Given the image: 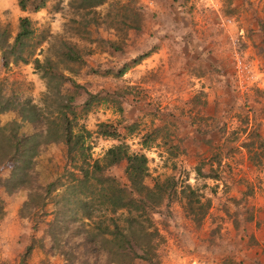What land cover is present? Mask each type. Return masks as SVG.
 <instances>
[{
  "label": "rangeland",
  "instance_id": "374dc122",
  "mask_svg": "<svg viewBox=\"0 0 264 264\" xmlns=\"http://www.w3.org/2000/svg\"><path fill=\"white\" fill-rule=\"evenodd\" d=\"M17 1L0 0V29L11 42L19 17L29 18L34 35L27 40L28 53L40 62L48 59L50 67L33 68L31 62L0 67L6 97L37 102L45 85H54L49 72L69 77L60 87L63 93L82 95L72 82L90 92L102 84L106 94L79 119L90 133L91 158L123 142L129 152L146 157V184L174 176L167 188L175 185V193L153 213L162 235L156 264H264V153L247 146L255 132L264 140V0H103L85 9L77 7L78 0H44L36 11L30 4L20 10ZM133 11L140 15L138 29L128 27L136 18ZM61 41L78 52L80 61L68 63L56 55ZM144 52L148 55L120 76H109ZM112 100L123 107L122 117ZM14 117L3 113L0 121ZM120 118L125 126L136 125L129 132L117 127L118 139L97 134L99 123ZM31 130L22 127L24 133ZM63 150L59 143L40 149L38 182L55 178ZM247 150L255 152L251 159ZM123 166L120 161L106 173L122 184ZM7 173L0 171L1 177ZM61 184L46 208L55 215L63 212L65 222L53 232L56 245L69 252L76 246L69 236L76 210L58 204ZM185 185L195 196L179 192ZM26 196L24 187L7 192L0 186V264H17L32 235L34 245L42 246L34 247L24 264H72L58 254L43 221L32 229L33 210H21ZM206 198L207 207L201 205ZM188 199L192 210L183 207ZM202 212L200 221L189 215ZM82 263L102 264L103 259L90 253Z\"/></svg>",
  "mask_w": 264,
  "mask_h": 264
},
{
  "label": "trees",
  "instance_id": "16d2710c",
  "mask_svg": "<svg viewBox=\"0 0 264 264\" xmlns=\"http://www.w3.org/2000/svg\"><path fill=\"white\" fill-rule=\"evenodd\" d=\"M88 0H78L77 7L85 9L87 6L98 5L103 0H96L95 4L87 3ZM18 7L24 10L27 4L32 6V11L43 7L44 0H18ZM136 17L128 24L129 28H139V12L133 11ZM138 20V22L136 21ZM136 21V22H133ZM34 35L32 22L26 16L19 17L17 31L12 41L5 38V30L0 29V67L7 68L8 64L28 63L33 68H40L42 64L49 66L48 59L42 62L32 57L27 50V40ZM61 47L56 50V55L68 63L80 61V55L73 47L65 42H60ZM118 49V48H114ZM27 53H26V52ZM148 52L139 54L133 58L130 64L124 63L111 72V78L120 76L128 66L136 64L147 56ZM48 73V72H47ZM42 77H46V72ZM47 79L54 80V85L46 84L45 91L39 100L34 102L29 97H16L11 100L3 92L4 78L0 77V115L14 113L15 117L5 122L0 121V171L8 169L5 177L0 175V186L7 192L17 188L27 189V196L22 203L21 210L32 209L31 220L35 222L32 229H37L39 219L46 226V231L51 238V243L57 249L58 254L65 262L83 264L82 257H89L90 253H99L102 256V264H135L141 260L147 264L157 263V250L162 235L153 218L155 208L162 202L168 203L170 195L175 193L177 187L173 185L174 176L164 177L162 180L156 177L150 185L145 183L148 177L146 157L140 152H129L123 142L108 147L100 158H91L90 145L86 142L89 131L79 123L80 117L86 113L91 102L104 97V86L98 85L95 92L85 90L82 85L72 82L73 87L82 90L78 92L63 93L60 90L62 83L71 81L69 77L61 73L49 72ZM17 95V94H16ZM79 97V98H78ZM80 100H78V99ZM112 106L122 117L123 107L117 100L111 101ZM57 106V108H56ZM23 125H29L32 130L29 133L22 131ZM126 125V124H125ZM122 118L108 123H99L97 134L104 137L118 139L116 128L124 126L131 131L132 126H125ZM252 142L247 146L262 148L264 153V140L258 133L252 134ZM59 143L64 147V162L57 166L55 178L46 183L38 182L36 164L42 147ZM247 156L255 152L247 150ZM262 161L264 155L261 154ZM120 161L124 162L122 175L124 182L106 173L110 166ZM196 173L200 170L196 168ZM64 184L63 190L56 194L61 208L69 207L76 210L71 216V222L75 223L69 236L76 240V246L65 252L56 245L58 238L54 235L58 231V224L64 223L63 212L55 215L46 208L48 197L56 190L57 186ZM187 192L194 195L189 185L179 189V192ZM197 200V199H196ZM200 200L198 199L197 202ZM206 198L201 205H208ZM192 210L189 199L183 204L185 208ZM57 212H60L57 210ZM3 213V202L0 198V216ZM52 215L50 220L46 216ZM191 215V219L200 221V216ZM60 219V221H59ZM56 232H53V231ZM66 230H68L66 228ZM61 233V232H60ZM63 233V232H62ZM34 235L25 245L23 252L18 255V263L24 264L34 247ZM85 253L86 255L83 256Z\"/></svg>",
  "mask_w": 264,
  "mask_h": 264
}]
</instances>
